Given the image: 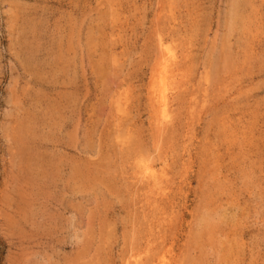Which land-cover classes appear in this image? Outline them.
<instances>
[{"label": "rangeland", "instance_id": "rangeland-1", "mask_svg": "<svg viewBox=\"0 0 264 264\" xmlns=\"http://www.w3.org/2000/svg\"><path fill=\"white\" fill-rule=\"evenodd\" d=\"M243 1L0 0V264H264V0Z\"/></svg>", "mask_w": 264, "mask_h": 264}, {"label": "bare ground", "instance_id": "bare-ground-1", "mask_svg": "<svg viewBox=\"0 0 264 264\" xmlns=\"http://www.w3.org/2000/svg\"><path fill=\"white\" fill-rule=\"evenodd\" d=\"M245 3V1L243 0H235L234 2V9L238 8V6H241V3ZM245 5V4H244ZM243 8V7H242ZM237 10V9H236ZM240 10V8H239ZM235 15V14H234ZM244 14L242 13H237L235 16V22H239L240 23V27H243L245 24V22L243 23L242 20L244 19L243 17ZM246 18V17H245ZM233 19V20H234ZM234 22V23H235ZM159 35V33H158ZM159 43V42H158ZM160 44V43H159ZM170 48V47H168ZM167 51V50H166ZM165 53V51H164ZM170 53V52H169ZM172 55V54H171ZM176 56H174L173 58H175ZM167 58V57H166ZM168 59H166L165 61H163V66L160 72V78L158 79L157 84L155 85V88L153 89V94L155 95L154 98H156V107L158 108V113H159V118H160V122L164 120V118H166L167 114H168V98H167V90H168V86L170 85L169 81H172V79L174 78V73L173 70L171 69V65L168 64ZM161 63V62H160ZM155 64V63H154ZM180 68V67H179ZM177 70V69H176ZM154 74V73H153ZM156 74V73H155ZM183 75V74H182ZM157 76V75H156ZM155 78V77H154ZM218 78V77H217ZM175 80V79H174ZM156 82V81H154ZM172 83V82H171ZM174 84V83H173ZM175 85V84H174ZM171 86V85H170ZM169 97V96H168ZM151 100V99H150ZM153 100V99H152ZM170 106V105H169ZM158 119V116L156 117ZM157 121V120H156ZM155 121V122H156ZM157 123V122H156ZM163 127V126H162ZM28 136V135H27ZM21 139V138H20ZM145 166V165H144ZM147 167V166H146ZM155 168V167H154ZM160 171V170H159ZM162 171V170H161ZM150 174V172H149ZM151 175V174H150ZM145 176V175H144ZM151 177V176H150ZM142 182V181H141ZM154 258V257H153ZM166 258V257H165ZM161 260V259H160ZM166 261V260H165ZM153 262V261H152ZM161 262V261H160ZM165 264V263H164Z\"/></svg>", "mask_w": 264, "mask_h": 264}]
</instances>
